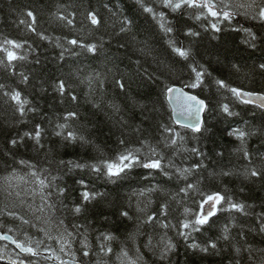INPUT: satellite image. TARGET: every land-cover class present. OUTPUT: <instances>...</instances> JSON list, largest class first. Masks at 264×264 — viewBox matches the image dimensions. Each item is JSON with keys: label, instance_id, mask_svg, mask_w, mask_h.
Listing matches in <instances>:
<instances>
[{"label": "trees", "instance_id": "16d2710c", "mask_svg": "<svg viewBox=\"0 0 264 264\" xmlns=\"http://www.w3.org/2000/svg\"><path fill=\"white\" fill-rule=\"evenodd\" d=\"M144 2L165 13L172 33L166 35L137 0H0V49L24 57L9 63L0 51V230L34 248L40 242L39 255L33 257L0 241V264L21 260L56 264L49 252L84 264H127L122 251L137 264H161L157 252L146 247L149 236L154 245L161 237L175 244L163 264H264V232L260 230L264 175H245L252 166L264 167V110L242 103L216 83L223 80L230 87L264 93V70L258 67L264 62V41L257 39L256 47H250L242 30L251 29L258 38L264 35V23L251 18L258 9H248L251 14L245 15L246 9L236 6L250 0H224L230 11L239 14L220 23L206 10L197 20L195 9L172 12L159 0ZM213 2L219 5L220 0ZM29 11L35 22L27 16ZM89 13L96 14L99 24H92ZM122 23L127 28L123 32ZM212 23H217L219 32ZM189 29L199 35H186ZM72 39L78 44H69ZM169 39L190 49L189 59L174 53ZM7 41L23 46L13 48ZM80 44H94L96 51ZM193 66L205 71L198 88L185 86L195 79ZM60 81L65 84L63 95L58 91ZM118 81L125 85L123 89ZM173 85L207 102L200 132L176 124L166 92ZM5 92H20L21 99L28 101L23 116ZM222 104L239 115L223 113ZM69 112L77 116L68 117ZM65 123L61 130L58 125ZM37 125L39 145L25 136L34 135ZM166 126L179 132L183 141L170 145ZM234 128L255 133L243 146L252 164L244 158L240 141L228 135ZM60 131L63 135L56 134ZM68 131L87 142L65 140ZM13 139L15 146L10 143ZM149 145L162 155L169 176L136 166L126 176L110 180L87 167L114 160L125 149H140L143 156ZM193 148L203 155L193 153ZM169 161L174 167L168 166ZM196 164L202 166L194 168ZM176 168L192 171L184 179ZM188 183L194 189L181 192ZM149 188L155 190L149 192ZM85 191L103 195L85 202ZM217 192L243 203L245 211L227 210L221 202L199 232H192L187 240L178 235L185 209L192 218L201 211L202 200ZM164 204L167 216L160 215ZM77 206L79 213L74 211ZM211 207L209 202L203 210ZM124 211L131 219L121 215ZM150 214L156 220L145 223ZM157 221L176 227L164 229ZM225 226L228 239L223 238ZM193 242L208 251L190 248ZM213 242L215 249L209 246ZM85 251L88 256L83 255Z\"/></svg>", "mask_w": 264, "mask_h": 264}, {"label": "snow or ice", "instance_id": "6c2138e0", "mask_svg": "<svg viewBox=\"0 0 264 264\" xmlns=\"http://www.w3.org/2000/svg\"><path fill=\"white\" fill-rule=\"evenodd\" d=\"M138 4L140 5L141 9L145 12L151 15L152 19L156 20L159 28L167 35L173 32V27L171 26L170 22L166 21V16L163 11H157L154 7L149 6L144 2V0H137ZM159 4L167 9H170L172 12H176L181 9H195L199 12L198 15H196V19L199 20L201 16L205 15V10L208 15L211 17L217 18L218 22L222 23L223 21H230L233 16L239 14L238 11L233 10L230 11V5L227 3H224V0H220L219 5L217 3H214L213 0H159ZM237 8H245V15L251 14L248 9L251 10H256L258 11L255 12L251 16L253 20L259 19L262 23H264V0H250V3L247 5L240 4L236 6ZM28 17L32 18V21L35 22V16L33 15L32 12L27 13ZM89 18L92 22V24H99V20L96 16L95 13H89ZM68 23L70 24L71 21L69 20ZM131 21H126L127 25H131ZM212 29H214L216 32L220 31V28L217 26V23H212L211 25ZM127 28L124 26V23H122L121 26V31H126ZM248 36V40H246L247 43H249L250 47L255 48L256 47V41L257 39H260L261 41H264V35L260 36L259 38L257 35L252 32L251 29H242ZM33 31L35 29L33 28ZM188 36H198V32H193L191 29L188 30L186 33ZM8 44L12 45L13 48H21L23 45L17 43L16 41H7ZM170 47L172 48V51L176 53L178 56L184 58L185 60L189 59L190 56V49H185L181 46H177V42L175 39H169L168 41ZM69 44L71 45H77L78 41L76 39H72L69 41ZM80 47L86 48L89 52H95L96 51V45L94 44H80ZM0 51H4L6 53L7 61L11 63L12 61L18 60V59H24L22 56H18L15 51H12L7 48L0 49ZM2 63V62H0ZM261 70H264V62L260 63L258 66ZM192 71L195 72V79L191 81L189 84L185 85L186 87L189 88H198L200 87L201 83L203 82V77L205 76V71L203 69L197 70L195 66L192 67ZM22 78L24 81H27L28 77L26 75L22 74ZM118 86L123 89L125 85L121 82H117ZM217 85L223 89L227 87V90L232 93L233 96H235L238 100H240L244 104H254L256 107L260 108L261 110H264V94H259L251 91H243L240 88H235V87H230L225 84L223 80H217L216 81ZM58 91L63 95L65 91V84L63 81H60L58 84ZM166 92L168 94V99L172 100L173 94L175 95V98L178 100H181L183 103V106L185 107L187 113L189 115L195 114L197 117V120L195 123H193L191 120H189L187 123H185L184 127L185 128H190L192 129L193 132H200L201 128L203 126V121L200 120V114L208 107V105L205 103L203 99L198 98L197 96L193 95H187L184 93L181 89H177L174 87H168L166 89ZM4 95H8L10 97L11 101H15L17 105V110L23 116L25 108L24 105L28 103L27 100H22L21 99V94L20 92H12V93H7L5 92ZM72 100H75L76 97L73 95ZM222 111L223 113H226L228 116H234V115H239V113L233 112L230 110L228 104H222ZM34 111V109H32ZM77 113L75 112H69L68 117H76ZM67 119V118H66ZM58 127L63 130L64 128L67 127V124H60ZM164 131L169 134L168 137V143L170 145H176L177 144V139L183 141V137L180 135L179 132H176L174 129L171 127H165ZM57 135H63V131L57 132ZM254 132H249L245 131L239 128H234L232 129L228 135L229 136H234L237 140L240 141L241 143V151H243V156L246 160H248L249 164H252V158L251 155L248 153V151L243 147L246 141V138L250 135H254ZM264 135V132L261 133ZM25 136H28L32 139L35 140L36 144H40V137H41V131H40V126L37 125L33 133H25ZM65 140H69L72 142H75L77 139L83 142H87L84 140L83 136L77 137L72 131H68L67 135L64 136ZM10 143L15 146L17 144V140L13 139L10 141ZM121 144L124 143L123 140L120 141ZM192 152L197 154V155H203V153L200 152L198 148H193ZM222 155V154H220ZM264 159V157H262ZM163 157L162 155L156 153L155 149L152 148L149 145V151L145 155L141 156L140 155V149H125L123 152L118 154V156L114 160H102L100 161L99 164H92L88 165L87 167H90L91 171L94 174H103L105 175L108 179H113V178H122V174L126 176L128 172H130L133 168L136 166H140L143 169L147 170H155L162 172L165 176H169V172L165 170L163 164H162ZM21 163H24L21 161ZM75 167H85V165H80L76 164L74 165ZM169 167H174V165L171 164L169 161ZM202 165L201 164H196L193 167L194 168H200ZM192 171L190 168H176V172L179 173V177H182L184 179H187V174H189ZM224 175H229L230 173H223ZM33 176L36 175L35 172L32 173ZM245 175L246 177L249 178H255V177H260L264 175V167H256L252 166L249 169L245 170ZM40 185L43 187L44 186V180L39 181ZM83 183V181H81ZM194 185L191 183H188L184 188L181 189V192L187 193L189 190H193ZM155 189L149 188L147 191L151 192L154 191ZM63 190H61L62 192ZM144 190H141L140 194L143 195ZM103 195L102 193H91L88 191H85L82 194L83 200L85 202L89 201L90 198H94L95 196H100ZM211 203V210L205 212L203 210V205ZM221 202H224L227 204V210H236L238 212H244L245 211V205L243 203H238V202H233L230 197H226L225 195H221L220 193H213L211 195L206 196L201 202V211L198 213L192 214V218L188 217L189 209H185V219L181 222L180 224V229H178V235L184 237L185 240H187L192 232H199L201 228L204 225L209 224L210 219L214 217L219 209H217V205H220ZM74 211L76 213L81 212V207L77 206L75 207ZM138 211H143V209H138ZM247 214V213H245ZM9 215H12V213H9ZM122 216L129 217V214L127 211H124L121 213ZM161 216H167V205H161V211H160ZM261 218V226L260 230L264 232V213H261L260 215ZM22 219V218H21ZM156 220V215L155 214H150L146 216V219L144 220L145 223H151ZM25 224L28 223V221L24 220L23 221ZM159 226L164 229H168L169 227H176L175 225H171L170 223H165L162 221H157ZM187 230V231H185ZM228 227L225 226L224 228V239H228ZM0 239L3 240H8L9 237L7 235H0ZM106 240H111V236H106ZM13 243L17 244V247L21 249L22 252L28 253L31 256L35 257L39 255L38 248L40 242L37 241L36 245L37 247H31V246H25L22 243H18L15 240ZM212 249L216 248V243H211L209 245ZM103 247V245H102ZM150 250H153L154 252H157L159 255L161 264H163V261L167 260L169 257V254L175 249V244L172 243L170 239L165 240L164 237H161V240L158 244H153L152 237L149 236L147 245ZM190 248L192 249H197L199 248L200 251L207 252L208 247H200L197 243L193 242L189 245ZM107 252L111 253L112 249L108 247L106 249ZM237 253L240 252V249H236ZM84 256H88V252L85 251L83 253ZM122 256L126 258L127 264H137L136 260H131L128 257L127 251H122ZM0 259H3V256H0ZM59 259V257H57ZM18 264H24V261H19ZM60 264H65L63 260L60 261Z\"/></svg>", "mask_w": 264, "mask_h": 264}, {"label": "water", "instance_id": "95a60500", "mask_svg": "<svg viewBox=\"0 0 264 264\" xmlns=\"http://www.w3.org/2000/svg\"><path fill=\"white\" fill-rule=\"evenodd\" d=\"M171 87H174V88H177V89H181L184 93H186L187 95H193V96H197L198 98L200 99H203L201 98L200 96L196 95L195 93L193 92H190L188 91L185 87L183 86H179V85H173ZM243 91H246L247 90H243ZM252 92V91H251ZM255 93H259V94H264V93H261V92H255ZM175 95L176 94H173V99L172 100H169L168 99V94H167V100L171 106V109H172V115H173V118L176 122L177 125L181 126V127H184L185 123H187L189 120H191L193 123L196 122L197 120V117L195 116V114H192V115H189L185 109V107L183 106V103L181 100H178L175 98ZM204 100V99H203ZM205 101V100H204ZM205 103L207 104V102L205 101ZM207 109V108H206ZM206 109L200 114V120L201 121H204V115H205V112H206ZM190 129V128H189ZM0 235H7L9 237L8 240H3V239H0V241L2 242H6L8 244H11L13 246H15L21 253H25V252H22L20 248L17 247V244L16 243H13V241L15 240L16 242L18 243H22L24 244L25 246H29L27 244H25L24 242H19L16 240V238L11 234V233H3L0 231ZM48 256L51 258V259H55L53 253H49ZM65 262V264H84L82 262H80L79 260L75 259V258H65V259H61ZM60 259H56V262L58 264H60Z\"/></svg>", "mask_w": 264, "mask_h": 264}, {"label": "bare ground", "instance_id": "6f19581e", "mask_svg": "<svg viewBox=\"0 0 264 264\" xmlns=\"http://www.w3.org/2000/svg\"><path fill=\"white\" fill-rule=\"evenodd\" d=\"M189 91V90H188ZM1 231V230H0ZM2 232V231H1ZM3 233H7V232H3ZM17 240V239H16ZM17 241H19V240H17ZM19 242H22V241H19ZM30 246V245H29ZM23 254H26V253H23ZM65 258H73V257H65ZM65 258H63V259H65ZM60 259V258H59ZM9 263H11V262H9ZM13 264V263H12Z\"/></svg>", "mask_w": 264, "mask_h": 264}, {"label": "rangeland", "instance_id": "374dc122", "mask_svg": "<svg viewBox=\"0 0 264 264\" xmlns=\"http://www.w3.org/2000/svg\"><path fill=\"white\" fill-rule=\"evenodd\" d=\"M27 245H29V244H27ZM21 253V252H20ZM74 258V257H73ZM61 259V258H60ZM63 259V258H62Z\"/></svg>", "mask_w": 264, "mask_h": 264}]
</instances>
